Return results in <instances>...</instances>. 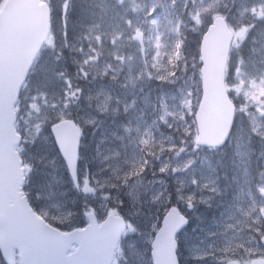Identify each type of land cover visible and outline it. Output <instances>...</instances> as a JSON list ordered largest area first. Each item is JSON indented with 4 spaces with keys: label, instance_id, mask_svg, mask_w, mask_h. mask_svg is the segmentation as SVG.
<instances>
[{
    "label": "rangeland",
    "instance_id": "1",
    "mask_svg": "<svg viewBox=\"0 0 264 264\" xmlns=\"http://www.w3.org/2000/svg\"><path fill=\"white\" fill-rule=\"evenodd\" d=\"M47 1L54 29L20 115L26 169L35 152L27 145L45 167L29 184L35 207L53 224L84 225L90 211L121 215L112 264H151L150 243L171 205L192 220L178 235L183 264L264 261V0ZM220 15L234 27L227 89L237 120L215 149L195 144L199 67L177 30L201 32ZM59 117L90 135L104 124L110 137L101 159L100 151L80 170L77 191L52 157L47 130ZM60 194L75 206L64 210Z\"/></svg>",
    "mask_w": 264,
    "mask_h": 264
},
{
    "label": "water",
    "instance_id": "2",
    "mask_svg": "<svg viewBox=\"0 0 264 264\" xmlns=\"http://www.w3.org/2000/svg\"><path fill=\"white\" fill-rule=\"evenodd\" d=\"M49 32V11L38 0H6L0 10V249L13 264V249L19 264H111L116 241L123 229L120 218L109 215L97 224L89 214L83 229L68 233L48 225L29 207L21 187V159L15 151L20 141L14 124L13 105L19 88ZM141 40L142 35L137 33ZM232 32L225 19L217 17L200 43L202 97L196 114L198 145H219L232 123L233 105L224 88V72ZM56 146L77 186L81 134L71 120L51 126ZM187 220L172 207L155 236L153 264H178L175 234ZM78 247L71 253L72 244Z\"/></svg>",
    "mask_w": 264,
    "mask_h": 264
},
{
    "label": "trees",
    "instance_id": "3",
    "mask_svg": "<svg viewBox=\"0 0 264 264\" xmlns=\"http://www.w3.org/2000/svg\"><path fill=\"white\" fill-rule=\"evenodd\" d=\"M71 16L74 17V14H72ZM177 34L179 36L177 42H179L181 44L182 47V51L184 56L186 57V55H190L192 54V56H196L198 55L197 52V45L199 43V39H200V35L191 32V31H185V29L182 28V25L179 26L178 30H177ZM187 58V57H186ZM67 62V61H66ZM33 90V88L28 89L27 91L25 90L24 93H22L21 98H25L27 97L28 93ZM104 124L101 125L100 127H98V129L92 132V134L90 135V133L88 132V130H86L85 132V141L83 142L81 151H82V155H81V165L84 166V164L89 161V158H94L96 157V155L104 149L105 146V142H108V140L110 139L109 135H107L105 133L106 130H104ZM105 140V141H104ZM107 140V141H106ZM51 141V140H50ZM51 146H52V151L54 153V155L52 157H54V159L58 160V154L57 151L51 141ZM35 145L32 146H28V148H32L33 151L36 152L37 149H35ZM32 152L31 156H30V160L34 163V165L37 167V169H35L30 177L29 180V184L31 182V180L36 181L37 179H39V176H41L40 172L45 171V167L42 164H38L34 158V153ZM103 155V152L101 151L100 154L97 156V158L99 156ZM56 160V166L57 169L61 175V178L63 180V182L69 183L68 182V177H67V173L65 172V170L60 166L59 162ZM59 198L57 197V202H60L61 204H65V208L64 210L68 209L69 206L73 205L75 206V204H73L72 200H68L65 201L63 197V195H58ZM29 198H33L32 197V193H30ZM46 200V198H45ZM32 202V201H31ZM72 227H76V225H71ZM0 264H4L2 263V261L0 260Z\"/></svg>",
    "mask_w": 264,
    "mask_h": 264
},
{
    "label": "bare ground",
    "instance_id": "4",
    "mask_svg": "<svg viewBox=\"0 0 264 264\" xmlns=\"http://www.w3.org/2000/svg\"><path fill=\"white\" fill-rule=\"evenodd\" d=\"M98 159H101V156L98 157ZM97 173V172H96ZM184 218L187 220V215L184 216ZM188 223V220H187ZM67 227H70L69 225L66 224ZM18 264H19V260H18Z\"/></svg>",
    "mask_w": 264,
    "mask_h": 264
}]
</instances>
